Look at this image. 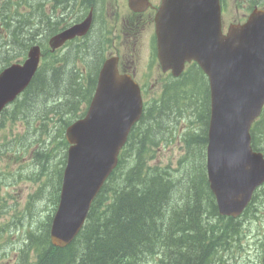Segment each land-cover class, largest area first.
<instances>
[{
    "label": "trees",
    "instance_id": "trees-1",
    "mask_svg": "<svg viewBox=\"0 0 264 264\" xmlns=\"http://www.w3.org/2000/svg\"><path fill=\"white\" fill-rule=\"evenodd\" d=\"M43 1L34 2V8ZM18 37L10 40L8 50L5 44L1 45L4 53L20 50L23 38ZM96 40L94 36L91 47L85 48L91 62L97 56ZM71 59L72 54H68L66 61ZM78 76L69 65L40 72L27 90L23 112L27 116H42L49 101L54 113H65L76 104L81 93V86L76 82ZM94 81V76L89 75L88 84L93 86ZM173 111L170 104L162 118L169 119ZM145 126L140 135L137 162L134 161L126 177H122L123 187L116 191L112 203L105 205L100 194L78 238L65 249L46 247L37 264H141L148 261V256L158 257V264L208 263L222 228L207 209V196L201 182L192 175L182 183L171 185L166 172L144 169L142 158L148 150L146 142L153 143L151 139L170 132L166 130L167 124L153 131L150 121ZM29 241L33 248L37 247L34 238Z\"/></svg>",
    "mask_w": 264,
    "mask_h": 264
},
{
    "label": "water",
    "instance_id": "water-1",
    "mask_svg": "<svg viewBox=\"0 0 264 264\" xmlns=\"http://www.w3.org/2000/svg\"><path fill=\"white\" fill-rule=\"evenodd\" d=\"M258 41L257 37L255 41L253 38H246V44L252 51H254V44ZM248 43L250 44L248 45ZM251 87H260L264 90V77L255 80ZM262 97L264 99V91ZM115 99L123 103L129 101V97H125L123 92ZM249 103L258 105V101L252 97H249ZM126 114L127 117L129 116L130 122L138 115V108L134 100H132L131 106L128 105ZM113 150L114 147L110 149V156ZM103 157L106 160L104 163H99L100 168H110L108 153L106 152ZM86 165L91 167L90 163L73 166L69 162L66 169L67 177L64 181L63 197L67 204L61 205L56 213L51 233L52 242L56 245L63 246L69 242L85 217L86 208L94 193V190L87 185L91 175L88 173L89 169H84ZM83 169L86 174H83ZM261 171L264 172V168L262 169L260 166L258 155L251 153L241 140L230 139L208 150L209 180L216 193L222 213L235 215L241 210L250 196L252 185L261 175Z\"/></svg>",
    "mask_w": 264,
    "mask_h": 264
},
{
    "label": "rangeland",
    "instance_id": "rangeland-1",
    "mask_svg": "<svg viewBox=\"0 0 264 264\" xmlns=\"http://www.w3.org/2000/svg\"><path fill=\"white\" fill-rule=\"evenodd\" d=\"M237 17L240 13H236ZM153 73V77H154ZM66 79V77L64 78ZM169 120L166 118H162L160 124H167ZM171 130V126H167L166 130ZM167 132L166 134H168ZM2 133H0V139H2ZM180 143L178 141L172 142L169 145H175ZM177 146L169 149L164 156L178 153ZM161 151H159L160 153ZM183 150H180L175 158L172 159L173 163L176 162V159L179 155H181ZM158 153V154H159ZM161 162H165V159H162V155L160 153ZM40 162H45L46 158L40 157ZM57 159V157H56ZM55 159L48 164V168L51 169V179L48 180L47 183H43L41 188H46L48 185H52L55 167L53 164ZM197 163V156H194L191 160V166L195 167ZM5 162L0 161V172L3 174L6 171ZM195 169V168H194ZM33 170V167L29 165L25 169L26 172H30ZM197 177L198 172L195 169L192 174ZM190 175V176H192ZM190 176H186V178H190ZM183 180V181H184ZM182 181V182H183ZM36 189V184H33L27 180L16 179L15 176H7L4 179V183L0 187V198H4L3 209L0 214V225L3 226V229L0 230V264H7L8 262H12L15 264L16 262L22 260L20 257L22 255V247L24 246L25 250L33 248V245L30 244L29 238H33L32 236L24 240V245L22 244L24 239L23 227L16 222L14 216H18L21 212L23 206L26 203L28 194L31 191ZM48 190H51V187H48L42 192V195L39 200H37L33 206V214L31 217H27L24 220H21L22 224L25 225V231H29L28 223L31 228H35L41 219V217L46 214V206L47 203H44L43 200H47L50 195ZM217 221V220H216ZM17 227V228H16ZM10 229V233H7L6 230ZM241 247L234 248L231 251L227 252L226 259L228 261L227 264H263V259L260 256V252L264 249V199L258 205L256 211L248 212L246 216L243 217V232L241 237ZM31 258L30 253H26V261L29 262ZM7 262V263H6Z\"/></svg>",
    "mask_w": 264,
    "mask_h": 264
},
{
    "label": "bare ground",
    "instance_id": "bare-ground-1",
    "mask_svg": "<svg viewBox=\"0 0 264 264\" xmlns=\"http://www.w3.org/2000/svg\"><path fill=\"white\" fill-rule=\"evenodd\" d=\"M168 180V179H167ZM181 247V246H180ZM183 247V246H182Z\"/></svg>",
    "mask_w": 264,
    "mask_h": 264
}]
</instances>
